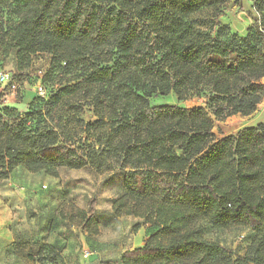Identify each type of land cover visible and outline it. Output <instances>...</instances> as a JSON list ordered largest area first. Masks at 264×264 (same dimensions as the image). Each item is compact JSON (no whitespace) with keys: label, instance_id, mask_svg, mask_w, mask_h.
Listing matches in <instances>:
<instances>
[{"label":"trees","instance_id":"1","mask_svg":"<svg viewBox=\"0 0 264 264\" xmlns=\"http://www.w3.org/2000/svg\"><path fill=\"white\" fill-rule=\"evenodd\" d=\"M225 1L0 0L1 56L14 50L21 70L50 54L45 95L23 110L0 103V177L17 166L119 170L112 214L149 227L120 264H264V125L213 131L264 96V0L246 10L244 36L214 22ZM169 94L202 104H150ZM73 212L63 218L97 232L92 208ZM202 221L255 234L236 255Z\"/></svg>","mask_w":264,"mask_h":264},{"label":"rangeland","instance_id":"2","mask_svg":"<svg viewBox=\"0 0 264 264\" xmlns=\"http://www.w3.org/2000/svg\"><path fill=\"white\" fill-rule=\"evenodd\" d=\"M251 7L252 0H227L218 6L214 22L244 36L253 23L246 14ZM49 63L50 54L41 52L31 57L28 67L19 70L14 50L6 57L0 54V73H8L15 83L14 90L11 81L0 83V103L16 104L23 110L24 103L39 94L36 86ZM261 81L264 84V77ZM42 90L44 94L40 95L48 91L45 87ZM167 103L193 107L201 105L202 100L177 101L169 94L150 101L151 105ZM91 115L86 110L83 117L88 120ZM258 123L264 125V96L251 114L238 113L215 121L213 131L222 137ZM122 193L119 170L57 168L51 174L44 169L15 167L7 178L0 177V264H120L123 254L143 247L149 233L142 219L112 214V202ZM90 208L97 222L96 233H87L63 218L74 209L88 212ZM198 227L205 238L236 255L244 254L255 234L247 226L216 229L202 221Z\"/></svg>","mask_w":264,"mask_h":264},{"label":"built area","instance_id":"3","mask_svg":"<svg viewBox=\"0 0 264 264\" xmlns=\"http://www.w3.org/2000/svg\"><path fill=\"white\" fill-rule=\"evenodd\" d=\"M10 75L8 73H0V83H9V81H11ZM11 83V87L12 89L14 90L15 89V83L14 82H10ZM43 87L40 83H38V85L36 86V91L39 93V94H44L42 93L43 92ZM85 256H88V253L86 252L85 253Z\"/></svg>","mask_w":264,"mask_h":264}]
</instances>
